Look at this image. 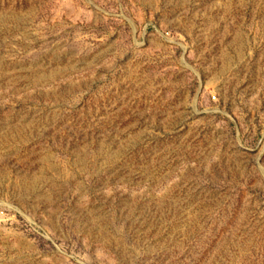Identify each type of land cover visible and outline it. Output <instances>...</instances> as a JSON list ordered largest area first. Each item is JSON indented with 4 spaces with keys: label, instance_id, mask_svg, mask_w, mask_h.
<instances>
[{
    "label": "rangeland",
    "instance_id": "obj_1",
    "mask_svg": "<svg viewBox=\"0 0 264 264\" xmlns=\"http://www.w3.org/2000/svg\"><path fill=\"white\" fill-rule=\"evenodd\" d=\"M0 264H264V0H0Z\"/></svg>",
    "mask_w": 264,
    "mask_h": 264
}]
</instances>
